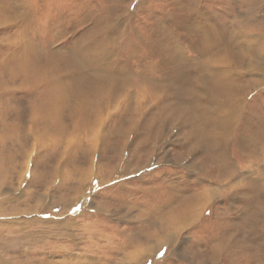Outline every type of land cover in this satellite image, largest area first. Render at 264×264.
Listing matches in <instances>:
<instances>
[{"label":"rangeland","instance_id":"obj_1","mask_svg":"<svg viewBox=\"0 0 264 264\" xmlns=\"http://www.w3.org/2000/svg\"><path fill=\"white\" fill-rule=\"evenodd\" d=\"M0 264H264V0H0Z\"/></svg>","mask_w":264,"mask_h":264},{"label":"bare ground","instance_id":"obj_2","mask_svg":"<svg viewBox=\"0 0 264 264\" xmlns=\"http://www.w3.org/2000/svg\"><path fill=\"white\" fill-rule=\"evenodd\" d=\"M189 214H190V213L188 212V216H189ZM190 216H191V215H190ZM190 216H189V217H190ZM185 218H187V216H186V215H185V217H183V220H185Z\"/></svg>","mask_w":264,"mask_h":264}]
</instances>
